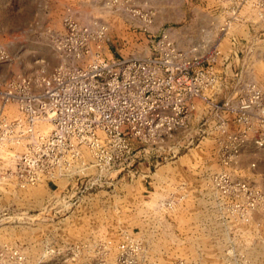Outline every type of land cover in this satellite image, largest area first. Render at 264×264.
<instances>
[{"label":"rangeland","instance_id":"1","mask_svg":"<svg viewBox=\"0 0 264 264\" xmlns=\"http://www.w3.org/2000/svg\"><path fill=\"white\" fill-rule=\"evenodd\" d=\"M200 2L0 0V47L9 56L0 63V83L17 75L31 78L59 64L52 40L62 34L67 16L81 25L93 20L106 25L100 50L108 59L147 56L163 32L177 49L197 47V55L207 59L218 49L209 53L205 45L189 43L214 35L226 47L229 41L230 51L231 39H240L234 48L235 76L213 102L222 106L220 141L209 135L179 150L188 157L207 151L202 172L185 171L187 162L172 156L168 148L173 145L166 142L147 147L141 165L129 172L136 169L137 175L127 173L120 184L82 194L50 192L44 184L18 191L0 176V264H264V209L249 211L260 200L231 188L244 184L264 197V145L255 143L264 123L240 125L235 113L251 85L264 99V57L257 59L264 55V17L258 15L247 27L243 42L239 15L221 16L219 27H189ZM189 33L193 37H185ZM213 113L210 108L212 123ZM202 117L174 133L180 142L190 132L196 135ZM218 173L223 174L221 188L215 186Z\"/></svg>","mask_w":264,"mask_h":264},{"label":"built area","instance_id":"2","mask_svg":"<svg viewBox=\"0 0 264 264\" xmlns=\"http://www.w3.org/2000/svg\"><path fill=\"white\" fill-rule=\"evenodd\" d=\"M218 1L232 16L244 8L264 14V0ZM106 32L100 21L81 25L67 16L62 34L52 40L59 64L31 78L17 75L0 83V176L18 191L52 184L53 191L82 194L120 184L141 165L148 146L163 145L188 126L197 101L214 109L216 121L208 114L202 117L195 136L190 132L181 145L168 148L172 156L209 135L220 141L222 106L213 102L223 97L227 80L235 76L237 39H231L228 53L216 50L207 59L197 55V47L177 49L163 32L147 56L108 59L100 50ZM8 61L0 47V63ZM246 92L235 112L237 122L264 123L261 91L251 85ZM255 143L264 145V130ZM222 175L216 174L218 188L223 186ZM231 188L260 200L250 204L249 211L264 209L258 191L244 184Z\"/></svg>","mask_w":264,"mask_h":264},{"label":"crops","instance_id":"3","mask_svg":"<svg viewBox=\"0 0 264 264\" xmlns=\"http://www.w3.org/2000/svg\"><path fill=\"white\" fill-rule=\"evenodd\" d=\"M201 2V7L199 10L195 9V14H194V20H190V25L189 27H219L221 25V16L223 15H228L227 12H225L223 10V8H221L219 6V4L217 3V0H200ZM58 6V5H57ZM59 8L62 10L63 9V5L62 2L59 3ZM57 9L55 10V14H57ZM49 15L52 14L51 9H49L48 11ZM239 16L241 17V25L240 27H242V30H245L244 35H241V41H246V37L247 32H248V28L247 27H253V25L256 24V17H259L258 15H256L253 11H248L247 9H242ZM264 17V14L262 15ZM185 37H193L192 35H186ZM197 38V37H196ZM197 40V39H195ZM240 40V39H239ZM238 40V41H239ZM229 42V41H228ZM226 43L227 47L229 43ZM216 43V44H215ZM190 46H194V45H205L208 48L209 53L213 52L216 49L220 50L221 53L226 54L228 53V49H226L227 47L225 45H223L222 41L221 42H216V37L213 35L211 37H207V39L205 38H201L198 39L197 41H191ZM178 48V47H177ZM208 53V54H209ZM264 57V55H258L257 59L260 62L261 58ZM108 58V57H106ZM112 59H120L122 57H111ZM207 64V61L205 60L204 62H202L201 66H205ZM220 63L218 62L216 65V69L217 71L220 70ZM263 93H264V88H263ZM195 111L193 112L191 118V124H193L194 120H197V118L201 115L205 116L209 113L210 111V107L204 105L202 102L197 101L196 102V106H195ZM212 142H214V140L212 139ZM167 143L173 146H179L181 145L182 142H180V138L177 135H173V137L171 139H169L167 141ZM206 153H208L206 151ZM204 152H201V150L197 151V153H195L194 155H192V157H188L191 155H187V154H180L178 153L176 156V158H178V161H185L187 163L184 164L185 166V171H191L194 167V169H198L199 173L202 172L206 167H205V162L206 159H208L207 154ZM177 169V167L175 166L173 168V171H175ZM193 169V170H194ZM175 175V172H173ZM192 177V176H191ZM47 187V191L50 192H55L53 191V186L52 184H47L45 185Z\"/></svg>","mask_w":264,"mask_h":264}]
</instances>
